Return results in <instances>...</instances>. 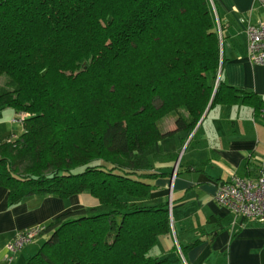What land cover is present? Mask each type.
Returning <instances> with one entry per match:
<instances>
[{"label":"trees","instance_id":"obj_1","mask_svg":"<svg viewBox=\"0 0 264 264\" xmlns=\"http://www.w3.org/2000/svg\"><path fill=\"white\" fill-rule=\"evenodd\" d=\"M221 66L208 0H0V109L30 113L17 138L0 140L8 202L83 192L97 200L44 224L47 237L23 264H172L153 254L171 233L153 181L176 159L160 141L189 134L224 100ZM238 93L264 113L258 95ZM169 114L175 127L161 132L154 120ZM89 118L100 125L98 149L123 165L58 158L71 131L92 129Z\"/></svg>","mask_w":264,"mask_h":264},{"label":"crops","instance_id":"obj_2","mask_svg":"<svg viewBox=\"0 0 264 264\" xmlns=\"http://www.w3.org/2000/svg\"><path fill=\"white\" fill-rule=\"evenodd\" d=\"M213 1L224 100L209 107L189 134L179 132L161 141L176 159L161 165L169 175L153 181V196L166 200L168 210L170 205L171 233L159 237L153 254L172 264H264V222L236 218L213 198L232 176L254 178L264 168V113H256L238 93L251 92L264 101V65L247 57L245 34L246 25L264 22V0ZM16 115L15 110L10 114L12 121ZM206 121L208 129L202 131ZM96 204L95 198L82 203L80 194H33L9 204L8 190L0 185V264L6 262V246L17 232ZM32 249L31 243L24 245L8 264H23Z\"/></svg>","mask_w":264,"mask_h":264},{"label":"built area","instance_id":"obj_3","mask_svg":"<svg viewBox=\"0 0 264 264\" xmlns=\"http://www.w3.org/2000/svg\"><path fill=\"white\" fill-rule=\"evenodd\" d=\"M245 34L247 57L252 63L264 65V22L246 25ZM22 119L23 115L17 113L13 121L21 123ZM213 198L219 205L233 212L236 218L240 216L264 222V168L254 178L232 176L217 187ZM42 228L43 225H35L17 232L6 246L9 254L4 264L10 263L24 245L38 237Z\"/></svg>","mask_w":264,"mask_h":264},{"label":"rangeland","instance_id":"obj_4","mask_svg":"<svg viewBox=\"0 0 264 264\" xmlns=\"http://www.w3.org/2000/svg\"><path fill=\"white\" fill-rule=\"evenodd\" d=\"M208 2L213 11L215 22H216V27L218 30V25H217L216 16H215V9H214L215 2L213 0L212 1L208 0ZM5 78H6V74L0 73V86L3 84ZM124 107H125V104H124ZM124 107H121L120 109ZM12 113H14V110L12 108L0 109V140L5 139V138H8V139L17 138L19 134L22 131H24V128H23L24 121L23 120L26 117H30V113L27 111H17V113H21L23 115L22 122L21 123L13 122L11 120L12 117L10 118V114ZM157 118L158 117H156L154 121H155V124L159 127L161 132L169 130V127H172L174 125V116L171 114L165 115L161 117L159 120ZM89 119H90L92 129H90L89 127V129H85L86 132L84 133L82 132L78 133L79 130H77L76 128L73 131H71L70 133H71L72 143L70 142L69 145L66 144L64 146L65 149L64 151H61V153L58 154L59 155L58 158L62 159L63 162H69V159H68L69 157L71 158L73 157V159L77 160L79 156L80 160L84 159L85 161H87L88 159L92 160V159L101 157V158L107 159L109 162H113L114 164L123 165L124 162H126V159L122 155L117 154V153L110 154L105 151L103 152V150L98 149V145H97L98 135L96 134L95 130L100 128V125L93 118H89ZM208 125H209V121H206L201 130L202 131H205V129L207 130ZM156 138H157V134L154 135V133L152 132L150 135H147L143 141L144 143L150 144ZM89 142H90V145L88 144ZM166 142L163 141V143L167 144ZM72 144H73V148H72ZM74 154H78V156L75 157L76 155L74 156ZM78 194H80V201L84 204L87 203V201L90 200V198L94 200V197L89 195L86 192L78 193ZM46 237L47 236L44 237L40 235L31 242V246H33V249L31 250V253L29 255H32L38 250L39 246L42 244L43 240Z\"/></svg>","mask_w":264,"mask_h":264},{"label":"water","instance_id":"obj_5","mask_svg":"<svg viewBox=\"0 0 264 264\" xmlns=\"http://www.w3.org/2000/svg\"><path fill=\"white\" fill-rule=\"evenodd\" d=\"M209 107H210V104L207 106V108H206L205 112L203 113V116L201 117V119L199 120V122H198V123H200V122H201V120L203 119L204 115H205V114H206V112L208 111Z\"/></svg>","mask_w":264,"mask_h":264}]
</instances>
